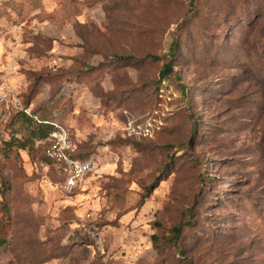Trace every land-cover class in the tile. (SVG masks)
<instances>
[{"label": "rangeland", "instance_id": "374dc122", "mask_svg": "<svg viewBox=\"0 0 264 264\" xmlns=\"http://www.w3.org/2000/svg\"><path fill=\"white\" fill-rule=\"evenodd\" d=\"M0 264H264V0H0Z\"/></svg>", "mask_w": 264, "mask_h": 264}, {"label": "built area", "instance_id": "2783aa9c", "mask_svg": "<svg viewBox=\"0 0 264 264\" xmlns=\"http://www.w3.org/2000/svg\"><path fill=\"white\" fill-rule=\"evenodd\" d=\"M47 141L49 145L45 149V156L63 170L65 181L61 185V188L63 191L71 194L76 191L82 178L90 173L92 164L90 161L72 157V150L66 133L60 126H54V130ZM95 235L92 234L93 237Z\"/></svg>", "mask_w": 264, "mask_h": 264}, {"label": "trees", "instance_id": "16d2710c", "mask_svg": "<svg viewBox=\"0 0 264 264\" xmlns=\"http://www.w3.org/2000/svg\"><path fill=\"white\" fill-rule=\"evenodd\" d=\"M177 44L173 43L171 47V51L173 52L176 49ZM152 60H159L161 59L158 56H149ZM171 71V66L167 64L163 71L161 72L162 77L167 76ZM187 86H184L183 89L186 90ZM52 118L49 116H40L37 118V114L34 112L32 115H28L25 112L19 113L17 116L15 125L19 128L17 130L18 133H21L23 138L18 142V149L19 150H27L29 148V153L32 151H37L35 148V144L37 142L46 141L52 131L54 130ZM44 160L47 161L48 164H53L51 160H49L45 156V148L43 149ZM76 159V158H75ZM175 233V240L181 237L183 233L182 227H177L174 229Z\"/></svg>", "mask_w": 264, "mask_h": 264}]
</instances>
